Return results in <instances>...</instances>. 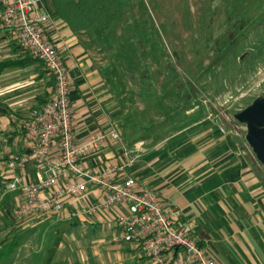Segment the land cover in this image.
Wrapping results in <instances>:
<instances>
[{
  "label": "rangeland",
  "instance_id": "374dc122",
  "mask_svg": "<svg viewBox=\"0 0 264 264\" xmlns=\"http://www.w3.org/2000/svg\"><path fill=\"white\" fill-rule=\"evenodd\" d=\"M116 16L109 27L80 34L88 63L118 102L116 114H122L115 117L112 105L109 122L123 143L132 146L140 136L152 146L183 128L189 139L194 128L210 127L213 134L228 132L257 160L245 124L233 114L264 94V0H126ZM109 148L119 152L117 145ZM5 161L0 159L2 167ZM17 204L0 209V252L11 250L0 264L88 261L93 238H103L94 243L102 247L115 235L113 220L97 219L103 215L89 219L99 225L90 234L85 221L84 229L60 217L54 228L45 216L14 217Z\"/></svg>",
  "mask_w": 264,
  "mask_h": 264
},
{
  "label": "crops",
  "instance_id": "0c3cea01",
  "mask_svg": "<svg viewBox=\"0 0 264 264\" xmlns=\"http://www.w3.org/2000/svg\"><path fill=\"white\" fill-rule=\"evenodd\" d=\"M40 4L54 19L49 31L50 39L60 48L67 49L65 56L70 68L74 128L78 140L85 141L110 126L113 113L108 111L112 105L115 117L122 113L120 110L116 114L118 102H113L107 95L105 79L88 63L81 34L73 33L58 18L52 0H40ZM24 57L12 35L1 31L0 61ZM42 70L33 61L25 66L6 67L0 72V142L3 145L0 159H6L4 167L0 165L3 177L11 174L7 166L9 157L25 150L22 120L46 93L50 95L53 88L49 82L51 77ZM212 130L210 127H196L187 133L190 134L188 139L183 128L152 146H148L146 139L134 137L133 144L143 141L144 145L140 156L127 167L129 176L155 189L172 206L179 208L181 220L202 245L208 246L215 260L222 264H264V169L261 171L259 168L262 163L251 159L245 147L237 146L228 132L213 134ZM114 145L118 146V153L110 150L109 147ZM121 161L120 143H108L85 158V164L94 168ZM23 174L28 180L35 179V164L30 162ZM120 177L128 176L124 172ZM4 198L2 208L21 201L22 194L21 191L2 189L1 200ZM125 210V207H117L113 213ZM40 216L49 218L54 228L58 226L56 222L60 217H65L70 226L79 224L86 228L85 223L66 214L46 213ZM97 217L99 222L112 220V213ZM114 231L115 235L106 246L94 244L103 239L100 236V240H91L90 260L83 257L82 260L68 261V264H153L137 244L125 242L118 230ZM89 245L90 242L85 246L87 254Z\"/></svg>",
  "mask_w": 264,
  "mask_h": 264
},
{
  "label": "built area",
  "instance_id": "2783aa9c",
  "mask_svg": "<svg viewBox=\"0 0 264 264\" xmlns=\"http://www.w3.org/2000/svg\"><path fill=\"white\" fill-rule=\"evenodd\" d=\"M53 25L51 13L42 9L40 0H0V32L10 33L15 43L41 62L54 79L47 101L21 122L24 152L11 155L7 161L11 174L3 191L22 194L14 217L54 213L84 222L112 213L121 239L137 244L153 264H222L193 236L181 220L179 208L134 177H120L140 156L143 141L125 145L115 125L85 141L78 140L67 49L50 39ZM108 143L121 144L120 163L98 168L85 164L88 155ZM30 162L36 166L33 180L23 174ZM117 207L126 210L113 213Z\"/></svg>",
  "mask_w": 264,
  "mask_h": 264
},
{
  "label": "trees",
  "instance_id": "16d2710c",
  "mask_svg": "<svg viewBox=\"0 0 264 264\" xmlns=\"http://www.w3.org/2000/svg\"><path fill=\"white\" fill-rule=\"evenodd\" d=\"M52 3L58 18L66 23L73 33L90 30L96 26L109 27L111 22L117 18V12L126 6V0H52ZM19 49L25 55L24 59L0 61V72L6 67L25 66L33 61H38L26 55L20 47ZM51 80L54 86L53 77H51ZM47 99V97H42L40 103L33 108L39 107L46 102ZM2 148L3 145L0 142V152ZM7 181L6 177L0 176V209L3 204L1 193ZM88 227L89 233L93 234L99 228V225L90 223ZM10 252L11 250L1 251L0 260H2L4 255H8Z\"/></svg>",
  "mask_w": 264,
  "mask_h": 264
},
{
  "label": "water",
  "instance_id": "95a60500",
  "mask_svg": "<svg viewBox=\"0 0 264 264\" xmlns=\"http://www.w3.org/2000/svg\"><path fill=\"white\" fill-rule=\"evenodd\" d=\"M233 118L246 126L245 139L256 159L264 165V94L256 97Z\"/></svg>",
  "mask_w": 264,
  "mask_h": 264
}]
</instances>
